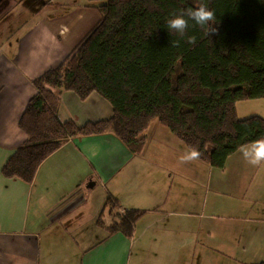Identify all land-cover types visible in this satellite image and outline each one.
<instances>
[{
	"label": "crops",
	"instance_id": "1",
	"mask_svg": "<svg viewBox=\"0 0 264 264\" xmlns=\"http://www.w3.org/2000/svg\"><path fill=\"white\" fill-rule=\"evenodd\" d=\"M47 5H63V16H45ZM86 5L0 0V23L13 25L0 43V264L264 262V163L248 164L240 148L221 168L185 162L189 149L156 119L138 152L111 131L72 137L40 163L30 183L3 176L26 139L18 119L36 93L33 79L68 55L71 24L99 16ZM56 93L61 121L82 126L112 115L96 92ZM109 198L120 211L146 210L132 237L108 236L97 224L100 216L111 221Z\"/></svg>",
	"mask_w": 264,
	"mask_h": 264
},
{
	"label": "trees",
	"instance_id": "2",
	"mask_svg": "<svg viewBox=\"0 0 264 264\" xmlns=\"http://www.w3.org/2000/svg\"><path fill=\"white\" fill-rule=\"evenodd\" d=\"M199 2L87 0L97 22L59 64L33 79L36 93L18 119L26 139L3 165V176L30 183L40 163L72 137L111 131L138 152L152 119L219 168L240 146L264 136V117L236 112L237 101L264 98V0H203L215 13L217 32L207 36L189 20L186 36L196 37L189 44L166 21ZM57 89L82 97L96 92L112 115L82 126L61 121ZM117 202L106 200L111 221L100 216L97 224L108 236L130 238L146 210L120 211Z\"/></svg>",
	"mask_w": 264,
	"mask_h": 264
},
{
	"label": "clouds",
	"instance_id": "3",
	"mask_svg": "<svg viewBox=\"0 0 264 264\" xmlns=\"http://www.w3.org/2000/svg\"><path fill=\"white\" fill-rule=\"evenodd\" d=\"M169 15L170 18L166 21L168 29L174 31L181 39H186L189 44L196 43L195 36H186L189 20L194 21L195 25L204 29L207 36L209 33L215 34L217 32V29L212 26L216 23L215 13L207 7L203 0H200L196 7L176 9ZM173 44L174 46H179V40L174 41ZM240 152L250 165L258 166L264 163V136L251 141L248 145L240 146ZM200 155L196 148H191L185 158V162L196 160Z\"/></svg>",
	"mask_w": 264,
	"mask_h": 264
},
{
	"label": "rangeland",
	"instance_id": "4",
	"mask_svg": "<svg viewBox=\"0 0 264 264\" xmlns=\"http://www.w3.org/2000/svg\"><path fill=\"white\" fill-rule=\"evenodd\" d=\"M30 1L34 2L35 0H30ZM50 3L54 4L53 1H51ZM63 9H64L63 5L52 7V9L50 5H47L46 6L47 12L45 16L50 15L54 18L59 17L62 15L60 14V12H63L62 11ZM67 10H69V8H67L66 11ZM33 12H36V11L33 10ZM96 18H94L93 20L86 18L80 23L71 24L70 25L71 29L72 30L75 29L76 31L75 32L69 31V34L66 40H64V43H66V46L71 47V48L75 47L83 39V37L87 34V32L91 29V27L95 24V22H97L95 21ZM6 21L7 19L1 21L0 23V43L1 42L5 43L3 40H6L7 37L10 35L8 30L9 28L13 26L10 23L5 24ZM236 112L239 118H245L251 115H260L264 117V98H251V99L239 100L236 102ZM144 137H145V134H144ZM103 219L106 220V217L104 216Z\"/></svg>",
	"mask_w": 264,
	"mask_h": 264
}]
</instances>
